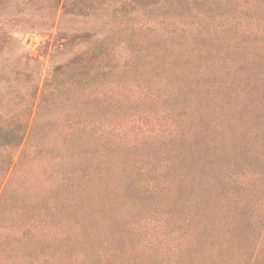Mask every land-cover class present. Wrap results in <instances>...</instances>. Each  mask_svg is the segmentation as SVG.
<instances>
[{
	"label": "trees",
	"instance_id": "obj_1",
	"mask_svg": "<svg viewBox=\"0 0 264 264\" xmlns=\"http://www.w3.org/2000/svg\"><path fill=\"white\" fill-rule=\"evenodd\" d=\"M116 12L73 67L54 66L32 119L0 113V264H264V0ZM141 112L172 123L122 139L118 120Z\"/></svg>",
	"mask_w": 264,
	"mask_h": 264
},
{
	"label": "rangeland",
	"instance_id": "obj_2",
	"mask_svg": "<svg viewBox=\"0 0 264 264\" xmlns=\"http://www.w3.org/2000/svg\"><path fill=\"white\" fill-rule=\"evenodd\" d=\"M128 1L130 0H0V113L10 116L16 112L27 114L32 108V119L42 84L54 66L62 64L65 68L73 67L76 55L86 52L99 37L113 32L116 9ZM64 9L67 11L65 15ZM136 9V12L129 13L135 15L141 7ZM129 53L124 43L118 44L109 63L121 69L128 60ZM123 91V94L130 96L141 94V88L135 84ZM107 95L113 96L110 92ZM105 119L110 118L103 117ZM171 123L169 116H147L145 113L124 120L120 118L116 127L121 128L122 139L126 135L131 138L144 135L146 140L149 136L163 135ZM94 126L98 130L101 124L96 123ZM116 137L115 132L114 138ZM22 147L23 144L10 146L15 160ZM134 173V179L140 178L136 184L138 191L146 193L147 176L139 169ZM144 223L145 220H142V224ZM143 229H146L149 236V229L142 227L141 231ZM245 260L242 258L240 262Z\"/></svg>",
	"mask_w": 264,
	"mask_h": 264
}]
</instances>
